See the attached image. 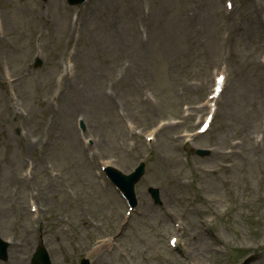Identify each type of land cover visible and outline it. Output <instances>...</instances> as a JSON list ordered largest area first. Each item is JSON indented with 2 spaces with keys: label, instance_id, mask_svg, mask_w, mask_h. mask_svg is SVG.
<instances>
[{
  "label": "rangeland",
  "instance_id": "374dc122",
  "mask_svg": "<svg viewBox=\"0 0 264 264\" xmlns=\"http://www.w3.org/2000/svg\"><path fill=\"white\" fill-rule=\"evenodd\" d=\"M250 1L253 2L250 4ZM250 1L239 0V4L246 2L250 5L243 8L235 20H225L223 14L220 12L218 0H201L199 14L197 15L196 19L197 25L199 27L201 26L202 28L200 30H195L194 26L184 27L180 24L178 29L181 30V32L179 37H177L176 30H174V23L177 17L167 16L168 21L166 22L164 20V14L170 5L173 6V2L171 0H152L145 5V8L157 21L155 22L154 27H152V32L149 34V36H147L146 42L148 47L153 55L159 56L166 62H174L175 45L183 43L177 42V39H184V33L188 32L194 39H196L198 33L203 31L208 36V44L210 49L216 52L220 43V33L223 29H227L232 34V45L235 51L231 56V61L240 75L247 63L257 66L255 61L252 63V57L243 56L245 53H248V51L251 50V39L258 36L259 28L256 23L253 24L250 20L251 18H255L256 14L253 12L254 8H257L259 5H263L264 0ZM175 6H177L180 10H185L187 8V6L182 3V0L178 1ZM125 11L127 12V9H125ZM125 11H122L124 14L123 21H125ZM132 13L135 17L142 18L144 16L143 5H136ZM111 19L113 20V17H111ZM132 23L133 21L130 18V24L125 30L126 36L130 34V29H132V33L135 32V28L132 27ZM109 34L111 36H116L114 29L113 31L109 32ZM152 41L153 43L150 44ZM183 56L181 58H183ZM195 57L196 56L193 57L194 63L189 68V71H191L197 63ZM242 58H246L247 62H243ZM181 66L182 65H179V68ZM184 67H186V65ZM175 75V73H172L171 78L169 79L171 86L175 84ZM241 77V79L238 78L239 80H237L240 82V85H238L236 82L234 87L238 85L241 90L252 91L258 96L256 111L251 117L248 118H246L245 113H240L238 126L242 125L240 134L244 137V141L233 156L234 164L230 172H222L217 178L211 175L209 177L210 179L213 178L217 194L223 193L227 184L229 185V189H239L242 192H247L249 190V185H251L252 194L257 196L258 194L264 192V178H261L259 173L260 168H262L264 171V125L263 129L258 126V124L263 123L262 121L264 120V77L257 79L255 82L246 78L243 73ZM188 89V86H182L180 92L186 93ZM258 132H262L261 141L256 143L254 141L253 135ZM243 163H245V165H243ZM82 170L83 166H79L75 170H70L68 175L75 182V180L70 176V173L72 171L81 172ZM94 192L96 193L97 190ZM169 193H172L170 188L165 191L167 196ZM95 203L97 204V202ZM103 206L106 211L118 209V206H116L111 200L104 203ZM202 231L204 233H197L193 243L204 252H207L205 241H207L206 234L209 232L207 229H202ZM200 261H206V257L200 258Z\"/></svg>",
  "mask_w": 264,
  "mask_h": 264
}]
</instances>
